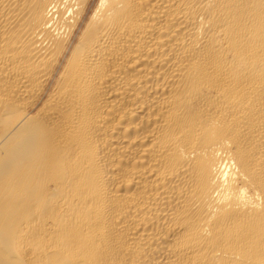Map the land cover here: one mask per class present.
I'll use <instances>...</instances> for the list:
<instances>
[{
	"label": "bare ground",
	"instance_id": "bare-ground-1",
	"mask_svg": "<svg viewBox=\"0 0 264 264\" xmlns=\"http://www.w3.org/2000/svg\"><path fill=\"white\" fill-rule=\"evenodd\" d=\"M0 264H264V0H0Z\"/></svg>",
	"mask_w": 264,
	"mask_h": 264
}]
</instances>
